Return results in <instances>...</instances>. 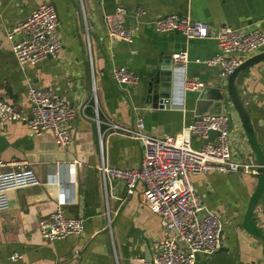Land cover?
<instances>
[{
  "label": "crops",
  "instance_id": "1",
  "mask_svg": "<svg viewBox=\"0 0 264 264\" xmlns=\"http://www.w3.org/2000/svg\"><path fill=\"white\" fill-rule=\"evenodd\" d=\"M49 1L61 17L62 51L23 69L7 31ZM118 7L127 10L131 42L108 33L105 15ZM171 12L208 23L211 34L190 38L180 31H157L153 20ZM224 25L264 32V0H0V98L28 115L32 110L28 89L48 87L76 110L73 141L68 146L56 144L51 130L34 134L25 120H12L0 128L4 159L24 162L20 166L37 178V183L0 192L4 200L0 204V264H145L152 258L167 234L160 214L146 202L144 184L138 182L129 193L124 179L105 181L99 167L103 161L138 166L142 145L110 124L132 127L142 117L147 132L162 135L176 134L192 123L197 117L198 92L187 90L178 101L153 108L144 105V80L163 54L187 50L188 61L176 64L183 80L226 88L228 79L221 77L219 66L204 62L219 51L215 32ZM120 65L134 70L140 82L118 83L113 70ZM237 85L251 128L229 96L207 112L230 113L235 157L246 160L251 154L262 163L264 59L246 67ZM192 142L194 146L203 143L199 136H193ZM192 181L200 201L222 222L221 247L212 255L198 253L197 264H264V169L259 174L210 170L193 174ZM60 203L67 214L83 216L85 230L47 240L40 233L39 220ZM15 252L21 256L13 260Z\"/></svg>",
  "mask_w": 264,
  "mask_h": 264
},
{
  "label": "built area",
  "instance_id": "2",
  "mask_svg": "<svg viewBox=\"0 0 264 264\" xmlns=\"http://www.w3.org/2000/svg\"><path fill=\"white\" fill-rule=\"evenodd\" d=\"M137 12L143 13L144 10L138 9ZM126 18V8L118 7L105 15V23L111 37L131 42L132 29L126 24ZM61 25L58 9L49 1L40 4L9 28L7 37L12 41V50L21 68L50 56H59L63 48L59 33ZM153 25L159 32L180 31L190 38H204L211 34L208 23L178 12L159 16L153 20ZM215 34L219 51L204 62L219 66L220 75L225 80L247 58L264 51V32L258 28L244 32L224 25ZM172 58L175 64H180L188 61L189 54L182 50L173 53ZM113 76L120 84L140 82V76L125 65L114 68ZM205 85L198 79L183 80L184 90L199 91ZM28 95L32 106L28 115L12 102L0 98V128L12 120H25L34 134L51 130L56 144L68 146L73 141L75 108L69 106L53 88L33 86L28 89ZM94 111L100 124L102 120L97 104ZM230 120L231 114L226 111L205 112L180 132L162 135L147 132L142 117L132 127L110 124L141 143L142 157L135 167L115 166L103 161L99 167L105 181L124 179L129 193L135 191L138 182L143 183L146 202L160 214L167 234L157 244L152 258L144 260L145 264H197L198 253L212 255L221 247L222 222L200 201L192 175L210 170L259 174L264 167L251 154L246 160L235 157ZM211 129L220 133L214 141L204 143ZM193 136H199L203 143L194 146ZM23 163L15 159L5 160L0 152V192L37 183L35 175L20 166ZM3 202V196H0V204ZM39 230L47 240L79 235L85 230V219L81 215L67 214L60 203L48 216L40 218ZM20 256L15 252L11 259L16 260Z\"/></svg>",
  "mask_w": 264,
  "mask_h": 264
},
{
  "label": "water",
  "instance_id": "3",
  "mask_svg": "<svg viewBox=\"0 0 264 264\" xmlns=\"http://www.w3.org/2000/svg\"><path fill=\"white\" fill-rule=\"evenodd\" d=\"M262 59H264V52L247 58L230 74L226 88L224 86L205 85L201 90L195 91L198 92L195 108L197 117L200 114L211 111L215 106L223 103L226 96H229L246 124V127L251 128L247 110L239 93L237 78L246 67ZM178 67L179 66L174 63L171 53L163 54L161 59H158V61L152 65L144 80L145 106L151 105L153 108H162L166 103L178 101V98L182 97L187 90L183 88L184 77L182 71ZM219 133L218 130L211 129L209 131V137L204 140V143L214 141ZM262 164H264V162H262Z\"/></svg>",
  "mask_w": 264,
  "mask_h": 264
}]
</instances>
